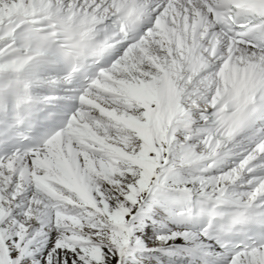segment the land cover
Listing matches in <instances>:
<instances>
[{"label": "snow or ice", "instance_id": "obj_1", "mask_svg": "<svg viewBox=\"0 0 264 264\" xmlns=\"http://www.w3.org/2000/svg\"><path fill=\"white\" fill-rule=\"evenodd\" d=\"M0 264H264V0H0Z\"/></svg>", "mask_w": 264, "mask_h": 264}]
</instances>
